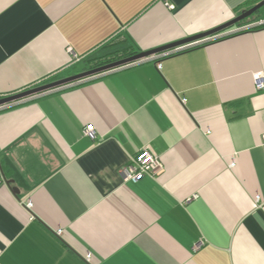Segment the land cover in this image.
Wrapping results in <instances>:
<instances>
[{
    "label": "crops",
    "instance_id": "1",
    "mask_svg": "<svg viewBox=\"0 0 264 264\" xmlns=\"http://www.w3.org/2000/svg\"><path fill=\"white\" fill-rule=\"evenodd\" d=\"M257 1L0 0V96ZM194 45L0 110V264H264V9ZM144 150L161 174L123 181Z\"/></svg>",
    "mask_w": 264,
    "mask_h": 264
},
{
    "label": "water",
    "instance_id": "2",
    "mask_svg": "<svg viewBox=\"0 0 264 264\" xmlns=\"http://www.w3.org/2000/svg\"><path fill=\"white\" fill-rule=\"evenodd\" d=\"M264 7V0H262L261 2H259L258 4H256L255 6L251 7L250 9L244 10L238 17L234 18L233 20H231L230 22L223 24L217 28H214L210 31L201 33L199 35H195L192 37H188L185 39H182L180 41L156 48V49H152L149 51H143L140 53H137L133 56L106 64L104 66L101 67H97L94 69H89L87 71H84L82 73L67 77V78H63V79H59L26 91H23L21 93H17L11 96H7L4 98L0 99V108L22 101L24 99H27L29 97L35 96V95H39V94H43L46 93L48 91L66 86V85H70L76 82H79L81 80L87 79L89 77L92 76H97L100 74H104L106 72L136 63L138 61H142L145 60L147 58H151L153 56H158L161 54H165L167 52L176 50V49H180L184 46H188L190 44H194L197 42H201L203 40H206L209 37H212L226 29H229L235 25H237L238 23L246 20L247 18L251 17L253 14L257 13L260 9H262Z\"/></svg>",
    "mask_w": 264,
    "mask_h": 264
},
{
    "label": "trees",
    "instance_id": "3",
    "mask_svg": "<svg viewBox=\"0 0 264 264\" xmlns=\"http://www.w3.org/2000/svg\"><path fill=\"white\" fill-rule=\"evenodd\" d=\"M261 1L262 0H258L257 2H261ZM262 9H264V7ZM262 9H260L259 11H262ZM257 13L253 14L251 17L247 18L246 20L238 23V25L246 23L247 21H250L252 18H254L257 15ZM197 46H199V45H195L193 47H197ZM181 51L182 50H180V52ZM137 53H138V51H136L133 46L129 45L128 42L125 39H122V37L116 36L114 39L110 40V42H108L106 44H103L102 46H100L99 48L95 49L90 54V57L87 59L88 65H87L85 70L101 67V66H104L106 64H109V63H112V62H115V61L130 57V56H133V55H135ZM138 62H140V61H138ZM138 62H136V63H138ZM136 63L130 64V65H127V66H131V65H134ZM127 66H124V67H127ZM122 68L123 67L115 69V70H119V69H122ZM115 70H112V71H115ZM109 72H111V71H109ZM109 72H106V73H109ZM97 76H99V75H97ZM97 76H92V77H89L87 79L81 80L79 82H76V83H73V84H70V85H66V86H63V87H60V88H57V89H54V90H51V91H48V92H53L55 90H59L61 88L63 89V88H66V87H69V86H72V85H80V84L85 83L86 81H90L91 79L96 78ZM57 79H58L57 77H51L49 79H46V80L42 81V83H40V84L44 85V84L56 81ZM36 87H38V85ZM48 92H46V93H48ZM1 98H4V97L0 96V99ZM1 109H5V106L1 107L0 110Z\"/></svg>",
    "mask_w": 264,
    "mask_h": 264
},
{
    "label": "built area",
    "instance_id": "4",
    "mask_svg": "<svg viewBox=\"0 0 264 264\" xmlns=\"http://www.w3.org/2000/svg\"><path fill=\"white\" fill-rule=\"evenodd\" d=\"M199 42L195 43L198 44ZM194 45V46H195ZM70 52L76 57L77 55L70 49ZM254 83L256 85V89L262 90L264 89V71L254 74ZM85 133L91 138H95V131L91 126H87L85 128ZM263 148H264V138H263ZM234 166V165H233ZM162 161L161 158L153 154L149 150H144L139 152L132 163L122 171L121 176L123 181H132L138 182L140 179L146 176H157L162 172ZM259 199V198H258ZM189 202V201H188ZM31 207L32 204H29ZM59 235L62 232L58 233ZM200 245H198L199 247ZM87 261H91V256H87Z\"/></svg>",
    "mask_w": 264,
    "mask_h": 264
}]
</instances>
